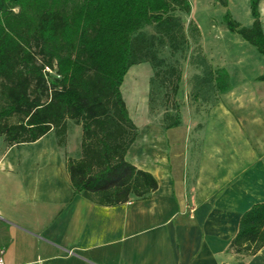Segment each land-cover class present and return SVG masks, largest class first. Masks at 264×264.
<instances>
[{"label":"crops","instance_id":"obj_1","mask_svg":"<svg viewBox=\"0 0 264 264\" xmlns=\"http://www.w3.org/2000/svg\"><path fill=\"white\" fill-rule=\"evenodd\" d=\"M257 53L228 50L240 71L247 54L264 61ZM263 74L230 81L210 112L139 130L127 161L157 178L147 199L104 207L75 194L66 162L82 155L83 126L74 119L64 145L54 129L12 146L0 136L5 264H264V247L246 256L230 246L241 216L264 201Z\"/></svg>","mask_w":264,"mask_h":264},{"label":"trees","instance_id":"obj_2","mask_svg":"<svg viewBox=\"0 0 264 264\" xmlns=\"http://www.w3.org/2000/svg\"><path fill=\"white\" fill-rule=\"evenodd\" d=\"M260 1L249 0L252 26L228 14L227 27L264 56ZM191 9L190 0H0V136L12 146L54 129L64 145L66 121L74 119L83 126L82 155L66 162L75 194L104 207L147 199L159 182L127 161L139 129L121 86L132 66L148 61L178 109L181 72L164 67L157 46L182 49L187 37L176 11ZM147 24L155 26L154 34L140 32ZM205 70V82L229 92L223 68L208 64ZM164 119L167 129L181 124L179 115ZM241 217L230 246L241 255L257 254L264 247V201Z\"/></svg>","mask_w":264,"mask_h":264},{"label":"rangeland","instance_id":"obj_3","mask_svg":"<svg viewBox=\"0 0 264 264\" xmlns=\"http://www.w3.org/2000/svg\"><path fill=\"white\" fill-rule=\"evenodd\" d=\"M190 2L192 9L189 13L176 11L184 25L187 37L185 45L177 52H173L168 43L157 46L158 55L165 62L164 67L173 65L181 72L182 79L176 96L178 109L166 98V86L154 80L155 69L148 61L132 66L124 77L121 92L130 110V116L139 130L150 123H157L165 129L167 122L164 118L168 113L180 116L183 113L187 114L188 111L192 113L195 109L197 112L201 110L210 112L227 93L220 94L212 88L213 83L204 81L207 78L205 69L208 64L213 68H223L233 83L264 69V61L247 54L245 56L249 66H244L246 69L240 71L234 66L232 56L228 54V50L231 49L242 51L243 45L255 49L243 37L231 32L227 27L228 14L244 26H252L253 17L249 0H228L230 5L227 7H223L215 0ZM140 32L152 35L155 33V26L147 24ZM44 98H47L46 95ZM149 129L150 127L145 132Z\"/></svg>","mask_w":264,"mask_h":264},{"label":"built area","instance_id":"obj_4","mask_svg":"<svg viewBox=\"0 0 264 264\" xmlns=\"http://www.w3.org/2000/svg\"><path fill=\"white\" fill-rule=\"evenodd\" d=\"M48 70H50V69H48ZM0 264H5V259H4V253H3V251H1V255H0Z\"/></svg>","mask_w":264,"mask_h":264},{"label":"bare ground","instance_id":"obj_5","mask_svg":"<svg viewBox=\"0 0 264 264\" xmlns=\"http://www.w3.org/2000/svg\"><path fill=\"white\" fill-rule=\"evenodd\" d=\"M135 80V79H134ZM134 93V92H133ZM138 95V94H137ZM136 97H138V96H136ZM134 99H135V97H133ZM131 99V98H130ZM130 99H129V101H130ZM133 102V101H132ZM134 104V103H133ZM140 105V104H139Z\"/></svg>","mask_w":264,"mask_h":264}]
</instances>
